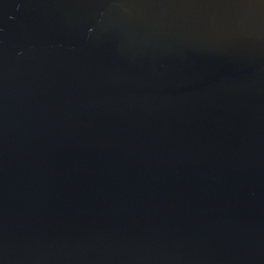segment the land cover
Masks as SVG:
<instances>
[{"label": "water", "instance_id": "95a60500", "mask_svg": "<svg viewBox=\"0 0 264 264\" xmlns=\"http://www.w3.org/2000/svg\"><path fill=\"white\" fill-rule=\"evenodd\" d=\"M0 264H264V0H0Z\"/></svg>", "mask_w": 264, "mask_h": 264}]
</instances>
